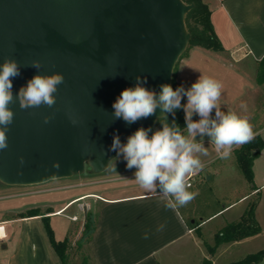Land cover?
Masks as SVG:
<instances>
[{
	"label": "water",
	"instance_id": "water-1",
	"mask_svg": "<svg viewBox=\"0 0 264 264\" xmlns=\"http://www.w3.org/2000/svg\"><path fill=\"white\" fill-rule=\"evenodd\" d=\"M191 8L182 0H0V64L20 65L13 93L38 73L64 76L51 108L10 105L15 115L0 150V183L38 185L85 166L100 174L117 158L109 151L115 134L126 143L138 128L160 129V109L128 124L113 119L112 105L138 75L157 93L171 83L190 40L184 17Z\"/></svg>",
	"mask_w": 264,
	"mask_h": 264
},
{
	"label": "crops",
	"instance_id": "crops-1",
	"mask_svg": "<svg viewBox=\"0 0 264 264\" xmlns=\"http://www.w3.org/2000/svg\"><path fill=\"white\" fill-rule=\"evenodd\" d=\"M203 1L210 9L213 30L223 48L222 52H214L216 54L214 63L217 64L218 73L214 72L212 76L221 81L226 76L231 78L234 73L241 74L249 84L246 95L255 98L260 88L256 82V67L264 57V0ZM200 50V48H195L179 66L177 78L184 87H190L183 72L186 65L190 66L196 60L199 62L200 58H203L205 62L209 60V55ZM230 85L231 82L225 84L226 88L223 89L228 91L224 93V96L221 94L220 98L221 107L225 110H229L228 105L221 100L229 97ZM253 130L264 143V124L253 127ZM238 147L235 146L233 151ZM252 172L254 188L249 187L246 182L245 193L198 220L193 218L192 213L185 216L181 208L176 210L166 208L165 201L158 193L141 191L112 196L106 191L97 190L107 183L118 182L121 179H107L96 184L85 183L79 187L68 188L71 191H80V193L71 196L59 207L48 206L51 213L47 216L49 219L61 217L73 206L79 208L83 200L95 198L98 205L95 213L92 215L86 209V213L89 212L93 218V231L89 242L84 245L87 264H186L187 260L193 256L194 249H199L198 238L204 239L197 231L201 234L207 224L224 216L223 221L207 231L213 239L215 233L227 223L239 219L248 205L247 202L253 196H260L263 192L264 147L253 162ZM196 177H199V173L194 178ZM190 183L192 188L193 182L190 181ZM260 202L259 198L254 212L259 227L261 223ZM243 203L245 204L235 218L225 217L232 209ZM84 206L86 207L84 204L81 209L82 215ZM37 208L39 206L31 209ZM74 213L78 214L77 211ZM41 217L0 219V250H4L0 264H61L48 241ZM64 218L69 221V216ZM160 224L165 225L163 231H157ZM192 225L194 227H191ZM67 231L68 229L65 235ZM241 241L223 244L219 247H228ZM6 242L9 244L13 242L10 251ZM196 264H200L198 259Z\"/></svg>",
	"mask_w": 264,
	"mask_h": 264
},
{
	"label": "clouds",
	"instance_id": "clouds-1",
	"mask_svg": "<svg viewBox=\"0 0 264 264\" xmlns=\"http://www.w3.org/2000/svg\"><path fill=\"white\" fill-rule=\"evenodd\" d=\"M31 66L39 69L41 64L34 60ZM19 75L20 65L16 60L5 59L0 64V150L8 147L7 131L15 115L10 105L18 102L21 109L51 108L56 103L58 87L64 83L61 73H38L14 94L12 80ZM146 83L147 77L138 75L134 87L122 90L112 105L113 119L132 124L155 115L160 109L164 114L162 127L155 131L138 128L127 137L126 143L115 134L109 151L116 152L117 158L122 157L127 169H135L134 180L141 189L158 193L166 208L176 210L187 206L198 195L189 191L188 181L205 167L200 158L209 155L205 137L218 158L228 160L235 146L250 142L256 133L246 115L222 110L223 85L210 76L200 75L188 88L181 85L173 89L171 84L165 83L160 85L159 93L145 87ZM185 97L186 103L182 104ZM181 108L186 125L183 131L175 120L176 110ZM240 108L246 112V103L241 102ZM168 114L173 117L171 123ZM194 116L199 119L194 120ZM48 121L46 116L44 122ZM112 170L115 171V167ZM164 227L160 224L157 231H163Z\"/></svg>",
	"mask_w": 264,
	"mask_h": 264
},
{
	"label": "rangeland",
	"instance_id": "rangeland-1",
	"mask_svg": "<svg viewBox=\"0 0 264 264\" xmlns=\"http://www.w3.org/2000/svg\"><path fill=\"white\" fill-rule=\"evenodd\" d=\"M195 48L197 47H190L187 44L185 50L175 63L172 71V78L176 81V83L180 84L177 78L179 66L184 59L190 56L191 52ZM200 49L202 53L209 55V60L205 62L203 58H200L201 60L199 59V62L196 60L195 63H191L190 66L186 65L183 72L185 73V80L189 86H191V84L195 82L200 75L210 76L217 79V77L212 76L214 72L218 73V70L216 69L217 64L216 62L214 63V60L216 59L214 57L216 54L212 51L204 50L202 48ZM228 78L227 76L226 78L223 77L220 81L221 84H223V96L224 93L228 91L227 89H223L226 88L225 84L227 85V83L231 82L229 97L221 101L227 103V108L229 110H234L240 115H246L253 127H258L264 124V87L260 86L255 98H251L246 95L249 90V84L244 80V76L239 73H234L231 78H229L231 81ZM185 88H188V86H185ZM186 99L187 98L185 97L184 103H186ZM241 102L246 103V112L240 108ZM222 110L228 111L225 110V108H222ZM184 134L186 135V131ZM199 139L200 137H197V140ZM204 145L209 150V155L200 157L205 167L199 172L198 178L196 177L190 180L193 182V187L189 189V191L197 192L198 195L187 206L181 208L185 216L192 213L193 218L197 220L208 216L212 212L220 209L222 206L236 200L241 194L245 193L247 185L237 166L234 151L230 159L221 160L218 158V155L215 153L213 147L209 144L207 137L204 138ZM114 167L115 171L112 170ZM134 172L135 169L129 170L126 168V162L122 157H120L110 161L107 169L100 174H92L89 167L85 166V170L81 174H77L69 178L48 181L38 185L7 186L0 183V219L19 217L20 215L25 214L26 211L30 210L32 207L36 206H39L37 209L40 214L45 213L50 210L48 206L55 208L59 207L68 198L80 193V191H71L68 188L79 187L81 184L85 183L96 184L107 179H121L118 182L107 183L106 185L97 188L98 191H106L112 196L145 191L136 184L134 180ZM93 190H95V188ZM259 198L261 201L259 205L261 232L259 234L253 238L229 245L228 247H219L213 255H209L204 242L212 245L213 239L211 238V234L207 231L213 229L221 221H223L224 216H221L207 224L202 229V233L200 235H202L204 239L198 238L199 249H194L193 256L187 260L188 263L186 264H196L197 259L200 264L204 259L210 260L212 264H233L244 259L250 254H255L263 250L264 190L260 196H253L247 203L249 204L255 199L259 202ZM95 201V198L83 200L80 202L79 208L77 206H73L71 209L65 211L63 216L49 219V225L54 231V239L56 241H62L64 236L68 237L71 245L74 246L82 232L85 222L81 210L82 205L85 204L87 211L93 215L98 206ZM244 204L245 203L239 204L237 207L232 209L229 214H226L225 217L232 216L235 218L236 214ZM75 211H77L78 214L75 215ZM65 216H69V221L64 218ZM74 218L75 220H73ZM67 229V235H65ZM13 242L12 244L6 242V246L9 251L13 246ZM3 253L4 250H0V259ZM85 256V246H82L79 249L78 255L73 258L72 262L74 264H80L82 258ZM256 264H264V259Z\"/></svg>",
	"mask_w": 264,
	"mask_h": 264
},
{
	"label": "trees",
	"instance_id": "trees-1",
	"mask_svg": "<svg viewBox=\"0 0 264 264\" xmlns=\"http://www.w3.org/2000/svg\"><path fill=\"white\" fill-rule=\"evenodd\" d=\"M186 4L192 5V8L186 13L184 17V24L187 33L190 35L188 46L202 48L204 50L212 52H222L223 48L217 36L214 33L211 20L210 9L203 0H182ZM256 82L258 85L264 87V57L257 63L256 67ZM175 89L181 84L176 83L172 78L170 83ZM184 98L182 99V104ZM198 116H194V120H198ZM168 122L171 123L173 117L168 114ZM175 120L179 127L183 129L186 127L184 121L183 109L176 110ZM164 117L157 119L156 126L162 127ZM264 143L260 136L255 135V138L248 143L240 145L234 150L235 160L239 171L246 182L254 188L253 185V172L252 166L254 160L259 156L260 151L263 149ZM258 204V200L255 199L250 202L245 211L239 217L237 221L227 223L224 227L218 230L213 236V244L209 245L204 242L209 255H213L215 250L223 244H229L238 242L243 239L255 236L261 232L259 225L257 224L254 216L255 208ZM51 213L47 211L40 214L38 209H30L25 214L20 215L18 218H28L35 216H42V222L48 238V241L61 261V264H74L73 258L78 255L79 249L87 244L90 240L91 233L93 231V218L92 215L87 212L85 216V222L82 232L75 242L74 246L71 245L70 239L65 237L62 241H56L54 239L53 231L49 225V217L47 214ZM191 227H194L193 225ZM200 235V233L197 231ZM264 259V249L246 256L244 259L235 262L233 264H256ZM80 264H87L86 256L82 258ZM201 264H212L210 260L204 259Z\"/></svg>",
	"mask_w": 264,
	"mask_h": 264
},
{
	"label": "built area",
	"instance_id": "built-area-1",
	"mask_svg": "<svg viewBox=\"0 0 264 264\" xmlns=\"http://www.w3.org/2000/svg\"><path fill=\"white\" fill-rule=\"evenodd\" d=\"M197 175V174H196ZM196 175H194V176H191L190 178H189V184L191 185V183H190V180L192 179V178H194ZM73 220H75V218L73 219Z\"/></svg>",
	"mask_w": 264,
	"mask_h": 264
}]
</instances>
